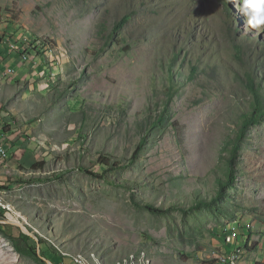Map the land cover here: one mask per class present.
<instances>
[{
  "label": "rangeland",
  "instance_id": "obj_1",
  "mask_svg": "<svg viewBox=\"0 0 264 264\" xmlns=\"http://www.w3.org/2000/svg\"><path fill=\"white\" fill-rule=\"evenodd\" d=\"M1 38L29 56L0 61V264H264V32L233 0H0Z\"/></svg>",
  "mask_w": 264,
  "mask_h": 264
},
{
  "label": "trees",
  "instance_id": "obj_2",
  "mask_svg": "<svg viewBox=\"0 0 264 264\" xmlns=\"http://www.w3.org/2000/svg\"><path fill=\"white\" fill-rule=\"evenodd\" d=\"M126 20H127V17H124L119 23H117V27L118 28H121V26L126 22ZM2 40L3 39L1 38L0 39V45L5 46L6 49H7V51H8V53H10L9 52V49H8V46L5 45V44H3V41ZM30 44H31L30 45L31 47H34V44L33 43H30ZM4 53H6V50H5ZM14 53H16V52H11V54H14ZM3 54L1 53L0 55L3 56ZM18 54L20 56V52H18ZM247 80H248L247 87L249 88V91L252 94V102L250 104V110L248 112H244V113L241 114L242 127H241V130L239 132V136H241L243 134L244 130L248 126H250L252 124H255V123H258L261 119L264 118V97H263V93H262V90H261V85L256 84L254 77L251 76V74H249V73L247 74ZM3 129L5 130V128H3ZM44 165H45V162L44 161H40V162L33 163V165L31 166V170H38L40 168H43ZM85 172H88V171L85 170ZM88 173L91 174L92 176H95V177H102V174L99 173V172L89 171ZM12 184L14 186H16V185L18 186L20 184V181H14V182H12L11 183V186H12ZM196 206L197 207L201 206V203L199 202V204H197ZM151 210L152 211H157V210H155L153 208ZM247 228H250L251 229V227H249L248 225H246L245 228H244L246 230V232H247ZM250 229H248V232L247 233H250L249 232ZM229 230H230V228L228 230L225 229L226 234H223V242L225 244H228L226 242V239H225V236L228 233H231L233 235H236V233L231 232V230L229 232ZM234 241H233V243H236V244L238 243V242H236V241L234 242ZM233 243L231 245H233ZM237 245H236L235 249L239 248V247H237ZM239 250H240V248H239ZM40 252H41V249H40ZM54 252H56L57 254L60 255V253H58L56 250H54ZM62 257H64V255Z\"/></svg>",
  "mask_w": 264,
  "mask_h": 264
},
{
  "label": "bare ground",
  "instance_id": "obj_3",
  "mask_svg": "<svg viewBox=\"0 0 264 264\" xmlns=\"http://www.w3.org/2000/svg\"><path fill=\"white\" fill-rule=\"evenodd\" d=\"M6 45L8 46L9 52H10V47H13L14 49H11V52H14V51L17 52L18 51V52H20V56L22 57V60H24V61L28 60L29 55L22 48H20L17 43H13L10 45L6 44ZM21 51H23V52H21ZM5 145H6L5 142L1 140V132H0V161H1V159H3L8 154V151L5 148ZM2 180H3L2 179V169H1V162H0V183L3 182ZM0 211H2V215L4 217H9L11 214L13 216L17 215L16 212H14L13 206H11V203L5 199V193L3 192V190H0ZM13 220H15V218H13ZM229 239H230V237H227V240H229ZM239 251H240L239 249H235L233 255L231 256L233 260L238 256ZM62 255L67 256L68 253H62ZM74 258H75V261H74L75 264H89L82 256H81V258H79V257H74ZM229 262L232 263V260Z\"/></svg>",
  "mask_w": 264,
  "mask_h": 264
},
{
  "label": "clouds",
  "instance_id": "obj_4",
  "mask_svg": "<svg viewBox=\"0 0 264 264\" xmlns=\"http://www.w3.org/2000/svg\"><path fill=\"white\" fill-rule=\"evenodd\" d=\"M246 17V26L264 32V0H233Z\"/></svg>",
  "mask_w": 264,
  "mask_h": 264
},
{
  "label": "crops",
  "instance_id": "obj_5",
  "mask_svg": "<svg viewBox=\"0 0 264 264\" xmlns=\"http://www.w3.org/2000/svg\"><path fill=\"white\" fill-rule=\"evenodd\" d=\"M4 43V42H3ZM6 45V44H5ZM0 54H1V52H0ZM15 54V53H14ZM4 55V54H3ZM1 58H2V56L0 55V61H1ZM46 62V60L44 61V63ZM23 65V64H22ZM10 72H12V71H10ZM8 125V124H7ZM6 125L5 124H2V122L0 121V127H3V128H6L5 127ZM6 133H8V131H6V130H4L3 129V132H1V140L2 141H4L5 142V140L3 139V137L4 136H7V134ZM6 134V135H5ZM5 144H7V142H5ZM15 145V144H14ZM14 151H16V150H14V147L12 148V149H10L9 150V152H10V159H11V161H10V165L11 166H16L17 165V163H18V161H17V159L16 158H14V156L13 155H11L12 154V152H14ZM9 152H8V154H7V156H5L3 159H1V168L3 167V165H5V161H6V159H7V157L9 156ZM18 164H20V163H18ZM2 179H3V176H2ZM3 184H1V185H4V182H2ZM0 185V186H1ZM14 185L12 184V187H11V189H14V187H13ZM236 236V235H235ZM236 240V239H235ZM231 243L232 242H230V243H228V245H231ZM238 243H240L239 241H238ZM232 252V251H231ZM110 262H112V261H114V259L116 258V256L114 255L112 258L111 257H107V256H105Z\"/></svg>",
  "mask_w": 264,
  "mask_h": 264
},
{
  "label": "built area",
  "instance_id": "obj_6",
  "mask_svg": "<svg viewBox=\"0 0 264 264\" xmlns=\"http://www.w3.org/2000/svg\"><path fill=\"white\" fill-rule=\"evenodd\" d=\"M11 49H14L13 47H10V53H4V54H6L7 56H9V55H11ZM2 50L0 49V52H1ZM20 51V50H19ZM21 52H23V51H21ZM8 73H11V72H8ZM0 132H3V127H0ZM0 184H3V183H0ZM3 217L0 215V219H2Z\"/></svg>",
  "mask_w": 264,
  "mask_h": 264
},
{
  "label": "water",
  "instance_id": "obj_7",
  "mask_svg": "<svg viewBox=\"0 0 264 264\" xmlns=\"http://www.w3.org/2000/svg\"><path fill=\"white\" fill-rule=\"evenodd\" d=\"M50 262V261H49Z\"/></svg>",
  "mask_w": 264,
  "mask_h": 264
}]
</instances>
